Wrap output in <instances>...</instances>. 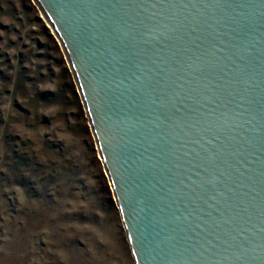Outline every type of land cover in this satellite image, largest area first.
I'll return each instance as SVG.
<instances>
[{
	"label": "water",
	"instance_id": "95a60500",
	"mask_svg": "<svg viewBox=\"0 0 264 264\" xmlns=\"http://www.w3.org/2000/svg\"><path fill=\"white\" fill-rule=\"evenodd\" d=\"M135 264H264V0H35Z\"/></svg>",
	"mask_w": 264,
	"mask_h": 264
},
{
	"label": "rangeland",
	"instance_id": "374dc122",
	"mask_svg": "<svg viewBox=\"0 0 264 264\" xmlns=\"http://www.w3.org/2000/svg\"><path fill=\"white\" fill-rule=\"evenodd\" d=\"M0 0V264H135L64 50Z\"/></svg>",
	"mask_w": 264,
	"mask_h": 264
},
{
	"label": "bare ground",
	"instance_id": "6f19581e",
	"mask_svg": "<svg viewBox=\"0 0 264 264\" xmlns=\"http://www.w3.org/2000/svg\"><path fill=\"white\" fill-rule=\"evenodd\" d=\"M42 13H43V11H42ZM44 16H45V14H44ZM45 17H46V16H45ZM46 19H47V18H46ZM47 21L49 22L48 19H47ZM49 24H50L49 26H51V23H50V22H49ZM51 28H52L53 32H55L52 26H51ZM55 34H56V32H55ZM57 37H58V36H57ZM60 43H61V42H60Z\"/></svg>",
	"mask_w": 264,
	"mask_h": 264
}]
</instances>
